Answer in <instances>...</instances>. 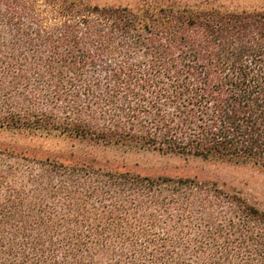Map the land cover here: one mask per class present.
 Returning <instances> with one entry per match:
<instances>
[{"label":"trees","instance_id":"trees-1","mask_svg":"<svg viewBox=\"0 0 264 264\" xmlns=\"http://www.w3.org/2000/svg\"><path fill=\"white\" fill-rule=\"evenodd\" d=\"M0 133L264 171V9L0 0ZM0 264H264V210L0 142Z\"/></svg>","mask_w":264,"mask_h":264},{"label":"rangeland","instance_id":"rangeland-1","mask_svg":"<svg viewBox=\"0 0 264 264\" xmlns=\"http://www.w3.org/2000/svg\"><path fill=\"white\" fill-rule=\"evenodd\" d=\"M93 1L104 5L135 3L138 0ZM209 1L233 10L264 9V0ZM0 142L17 151H29L37 155H50L62 159H69L73 153L75 157L95 161L97 165L109 169L129 170L148 176L197 178L204 182L216 183L227 191L239 193L251 204L264 210V171L252 165H234L147 151L95 146L88 142L65 138L27 137L12 133H0Z\"/></svg>","mask_w":264,"mask_h":264}]
</instances>
